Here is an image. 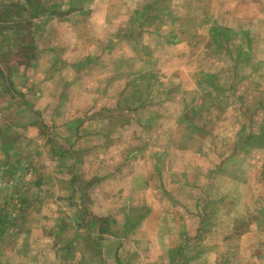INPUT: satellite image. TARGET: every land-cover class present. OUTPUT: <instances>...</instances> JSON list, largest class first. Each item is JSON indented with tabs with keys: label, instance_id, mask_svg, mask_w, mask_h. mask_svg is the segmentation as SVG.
Masks as SVG:
<instances>
[{
	"label": "rangeland",
	"instance_id": "obj_1",
	"mask_svg": "<svg viewBox=\"0 0 264 264\" xmlns=\"http://www.w3.org/2000/svg\"><path fill=\"white\" fill-rule=\"evenodd\" d=\"M250 7L0 0V264L36 218L40 264H264V22L211 23Z\"/></svg>",
	"mask_w": 264,
	"mask_h": 264
},
{
	"label": "crops",
	"instance_id": "obj_2",
	"mask_svg": "<svg viewBox=\"0 0 264 264\" xmlns=\"http://www.w3.org/2000/svg\"><path fill=\"white\" fill-rule=\"evenodd\" d=\"M194 1H196V0H190L191 3H193ZM240 1L241 0H239V2ZM246 2L252 3V7L248 8V11H246L245 13H238V15H236V14L235 15L240 18L242 23H253L254 25L248 24V26H246V27H244V25H242V28H237L238 26H232L231 23H233V20H234V15H232V13L225 15L226 22L229 23V24L226 23L225 26L221 25V24H217L215 18H212L211 23L214 25V26H212V34H213L212 41L213 42L219 41L221 43V41H222L223 43H226L229 40H231L232 38H235L236 36L242 35V37L245 41H242L240 43L241 47H246V45L247 46H249V45L250 46H256L255 41H256V38L259 37L257 32H259V30L262 31L261 26H262V23L264 22V0H246ZM206 9L207 8H203L202 11H206ZM135 14L136 13L134 12V15L131 19L132 21L134 20L133 18L136 16ZM137 14L140 15L141 14L140 11H138ZM189 14H193V13L190 12ZM158 15H160V13H158L157 16H155V18L158 17ZM152 19H153L152 17H148V22H150ZM189 19H192V18H189ZM180 20L182 23L180 25L181 28L183 26H186V27L192 28V29H196V28L199 29V26L201 25V23L195 22L197 20H194L193 22H189L188 20L185 21V20H182L181 18H180ZM206 22H209V19H206L203 21V23H206ZM128 23H127V25H128ZM166 27L167 26L164 24L163 28L166 29ZM177 29H179V27H177ZM256 30H257V32L253 33V31H256ZM126 61H128V60H125L124 62L127 63ZM212 78L215 79V78H218V76L216 77V75L208 73V74H204L203 79L202 78L200 80L198 79L200 85H202L200 83L201 81L207 82L206 93L207 92L210 93L209 90H211L214 87H217V86H214L216 83L212 82ZM179 150H183V149H179ZM183 151H185V150H183ZM200 153H202V152H199V151L197 152V154H200ZM161 156L163 159L168 157L166 152L161 154ZM162 172H164V168L162 169ZM180 176H182V173L180 174ZM33 184H34L33 186L35 187L36 184L35 183H33ZM34 187H31L30 189H33ZM174 189H177V188H174ZM181 203H182L181 200H179V201L176 200L174 202V206L175 207H177V205L182 206ZM199 206H201V204L199 202H197L196 205L191 204V207H195V208H198L200 210ZM181 212H182V209L175 210V213H181ZM198 215L202 216L203 211L200 210L198 212ZM16 217H14L13 219L12 218H9V219H11L10 220L11 222H16L17 221L15 219ZM180 218H182V217L180 216ZM75 220L78 221L77 219H75ZM38 221H39V219L36 218L34 220V222L36 223V226L31 227V230H30L31 233L26 231V233L23 235V237L25 239H28L30 234H31L32 239L36 238L35 241L38 240L39 238L43 239L45 237L43 242L46 243L45 247L48 249L41 250L40 246H37V245L33 246L32 249H31V246L29 247V245H27L26 247H23V248L22 247L18 248L17 246H15L13 249H11V253L14 256V259H16L17 261L22 260L24 258V255L27 254L30 257V264H40L39 262L43 261L41 256H44L45 252L51 251V255H52V253L55 254L54 253L55 249L53 247H51V249H50V243H51L50 239L52 238V236L45 235L44 233L38 234V232H39L38 231V225H37ZM41 221H43V217H42ZM179 222L182 223V220ZM41 230L44 231L43 228H41ZM17 232H21V231H17ZM167 236H169V235H167ZM159 238L161 239L162 237L159 236ZM166 239H168V238L165 237L164 240L160 241L161 247H163V246H165V248L169 247V244H166V241H167ZM6 255L7 254L4 253L2 248L0 247V258H1V256L6 257ZM51 261H53V258H51V260H49L50 263H51ZM50 263H46V264H50ZM2 264H4V263H2ZM16 264H18V263H16ZM52 264H54V262Z\"/></svg>",
	"mask_w": 264,
	"mask_h": 264
}]
</instances>
